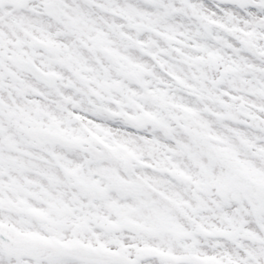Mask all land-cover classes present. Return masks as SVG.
Listing matches in <instances>:
<instances>
[{
    "label": "snow or ice",
    "instance_id": "snow-or-ice-1",
    "mask_svg": "<svg viewBox=\"0 0 264 264\" xmlns=\"http://www.w3.org/2000/svg\"><path fill=\"white\" fill-rule=\"evenodd\" d=\"M0 264H264V0H0Z\"/></svg>",
    "mask_w": 264,
    "mask_h": 264
}]
</instances>
